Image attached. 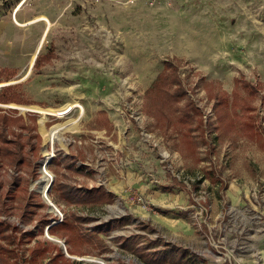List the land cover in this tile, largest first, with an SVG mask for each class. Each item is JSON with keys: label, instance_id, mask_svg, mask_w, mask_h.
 I'll use <instances>...</instances> for the list:
<instances>
[{"label": "rangeland", "instance_id": "rangeland-1", "mask_svg": "<svg viewBox=\"0 0 264 264\" xmlns=\"http://www.w3.org/2000/svg\"><path fill=\"white\" fill-rule=\"evenodd\" d=\"M22 2L0 0V80L16 70L0 82V96L24 100L0 103V146L35 138L19 156L25 165L0 160V246L13 251L0 264H49L58 249L64 258L53 264H146L138 253L155 255L166 244L196 255L198 264H264V0ZM39 16L51 26L29 24ZM34 53L48 58L40 69L36 59L31 65ZM169 64L187 91L184 101L193 102L189 124L173 107L164 113L155 104L151 86ZM235 94L249 101L247 113L234 109ZM217 97L227 104L224 118ZM72 103L80 105L44 123L50 130L79 120L53 144L41 115L25 109ZM38 140L39 153L27 155ZM48 159L52 175L42 186L52 183L53 211L38 182ZM59 181L85 191L102 187L112 201L66 203ZM47 213L50 227L65 216L93 218L83 225L98 228L103 246L78 256L65 243V252L41 230Z\"/></svg>", "mask_w": 264, "mask_h": 264}, {"label": "trees", "instance_id": "trees-1", "mask_svg": "<svg viewBox=\"0 0 264 264\" xmlns=\"http://www.w3.org/2000/svg\"><path fill=\"white\" fill-rule=\"evenodd\" d=\"M39 62L42 64L45 62H48V58L45 57L44 59H42L40 58V56H38L34 64V68L40 69L42 67V65H40ZM165 71H167V73H165ZM9 72H10L9 73L10 75L9 76L7 75V77L2 81L0 80V82L9 81L15 75L16 70H9ZM162 73H165L163 78L161 80L160 78H158L157 81H155L153 85L151 86V89L154 93L153 98H155L154 101H155L156 106H158L159 104H163L165 107L164 113L167 112V110H169V106L173 107V110L178 113L177 116L180 121L184 122V124L191 123L193 117H191V113H189L188 111V106L193 105V102L190 101L189 99H187V101H184L187 98V91H185V89L183 88L184 86L182 85L181 80L178 76V69L174 68L172 64H169L164 67V70L162 71ZM237 83H240V81L237 80ZM242 85L245 89H247L250 95H254L256 93L255 86L248 83L247 81L242 82ZM14 87L16 86H12V87L10 86V87L5 88L3 93L9 90H13ZM216 99L218 101L216 104V109L219 108V111H218L219 118L221 117L224 118L225 112L223 111L227 108L226 107L227 104L225 100L221 99L220 97H217ZM15 101H18L19 103H23L24 100L21 97L19 99L17 98L10 99V97L5 98V97L0 96V103L1 102L9 103V102H15ZM183 101L186 103L183 105H180L183 103ZM232 105L235 110L239 108L244 113H247V109L249 107L251 108V106L248 107L249 101L240 100V97L236 96V94L233 97ZM196 111H197V115H194V118L199 116L198 115L199 110L197 108H196ZM19 128L23 130L25 129L26 131L28 130L27 125H24V124H21ZM4 131L6 132V130ZM17 136L20 137L19 134ZM24 138H26V141H27L25 146H23V144L20 143L19 140L17 139H13V140L7 139L8 141L7 140L3 141L1 145L3 148L0 146V160L11 159L12 160L11 162L14 165H25V161L23 160V158H19V156H21L22 153L25 154L26 148H29L28 147L29 143H31L35 137L27 135ZM37 138L40 139L39 136H37ZM17 141L20 143L18 150H14L10 148L12 146H15ZM34 142L36 144H34ZM34 142L32 144V148L27 150V155H31V154L37 155L39 153V150H40L39 143L40 142L39 140L34 141ZM17 157L19 158L18 160H17ZM68 160L69 159H67L65 163H68ZM56 181L57 180H55V182ZM55 189H57L56 191L60 192V198L69 204L71 203H78V204H85V205L88 204L91 207H93L100 200V198H102L104 202H110L112 201V198H113V195L111 193H107L102 187H97V188H93V189H89L85 191L81 189H76L72 187L71 185H69L68 183H61V181H59ZM45 207H47V205H45ZM50 216L53 217L52 214L47 213L45 215V219L44 220L42 219L40 221V223H42L41 225H43L41 226L42 231L43 230L45 231V229L51 225V222L49 220ZM22 217L24 218L25 216L22 215ZM84 218L85 217H79L77 215H71L70 217L65 216L64 221L62 223L51 226L49 229V233L51 235L59 237L61 240H63L67 244L68 252L71 255L82 256L88 253L91 254V252H88V253H83V252L86 251L88 248L96 247L101 243L100 241H98V238L95 236L96 234L99 233L98 228L88 230V228L85 227V225H83L84 222L87 223V222L93 221L94 219L93 218L84 219ZM5 231H6L5 224L2 222L0 223V236L1 237ZM28 234L31 236H34L35 232L30 231ZM2 238H5V237H2ZM159 243H160L159 241H154V243H151V244L158 245ZM126 245H129V243H126ZM100 246L102 247L103 243L100 244ZM135 250H138V248H135ZM35 252L36 253L41 252V254L43 255V252H45V250H41L38 248L37 251ZM178 252H180L179 255L177 254ZM4 254H6L12 259L13 251L5 250L0 246V259H1V256H4ZM138 255L143 259V261L146 264H168V263L169 264H198L199 262L197 256L190 254L189 251H185L184 249H181V248L177 249L174 246H170L167 244L165 245V249L163 248L157 251L155 255L147 251L143 253H138ZM63 258H64V253L61 251V249H58L57 254L49 259L50 261L49 264H53L55 263L56 260H60ZM64 261L65 262L68 261V264H82L83 263L82 261L79 262L76 260H69V259H64ZM118 264H127V263L120 262Z\"/></svg>", "mask_w": 264, "mask_h": 264}, {"label": "bare ground", "instance_id": "bare-ground-1", "mask_svg": "<svg viewBox=\"0 0 264 264\" xmlns=\"http://www.w3.org/2000/svg\"><path fill=\"white\" fill-rule=\"evenodd\" d=\"M25 3H26V0H23L21 5H24ZM39 22H45L48 27L51 26V22L48 20V18L46 16L36 17L34 20L30 21L29 24L32 25L33 23H39ZM17 23L19 25H22L19 22H17ZM48 27H46V28H48ZM36 54L37 53H34L32 55L31 65L34 63V59H35ZM79 105H78V103H72V104H70L68 106L63 107L60 110H55L53 108L44 109V108H41V107H38V106H31V107H28V106L26 107L25 106L26 107L25 109L36 111L39 115H41V119H40L41 129H42L43 133L45 134V136H47L48 142L53 144L55 141L61 140V135H62V133H63V131L65 129H67V128H71V129L76 128L78 119L77 120L76 119L75 120L71 119L70 121H66L64 123H58V124L54 125L50 130H46L45 127H44V123L47 120V117L48 116H57L59 118H63L65 116L69 115L72 111H74L75 108H78ZM81 112H82V110H81ZM43 164L44 163H42V165ZM41 169H42L43 177H42V180L40 181L39 184H40V190L43 193H45L46 190H47V186H42V183L45 182L47 180V178H50L52 174H50V172L48 171L47 166L46 167L42 166ZM48 237L53 239V237L51 235H49V234H48ZM92 261L97 262L99 264H104L102 261H97V259H92Z\"/></svg>", "mask_w": 264, "mask_h": 264}, {"label": "water", "instance_id": "water-1", "mask_svg": "<svg viewBox=\"0 0 264 264\" xmlns=\"http://www.w3.org/2000/svg\"><path fill=\"white\" fill-rule=\"evenodd\" d=\"M36 59V58H35ZM43 165L42 166H44V167H46V166H48V164L50 163V159H48V161L46 160H43ZM42 179H40L38 182L40 183V181H41ZM51 185H52V183L47 187V190H46V192L45 193H43L42 191H41V193L43 194V197H44V200H45V202L46 203H48L49 204V206H50V210L51 211H53V210H58L57 209V207L52 203V201L50 200V197H49V190H50V188H51ZM49 229H50V226L49 227H47V229H46V234H47V236H48V231H49ZM50 240H52V241H54V242H56V243H59L63 248H64V250H65V252H66V244H65V242H63V241H61L59 238H57V237H53V239H51L50 238ZM79 260H83V259H79Z\"/></svg>", "mask_w": 264, "mask_h": 264}]
</instances>
